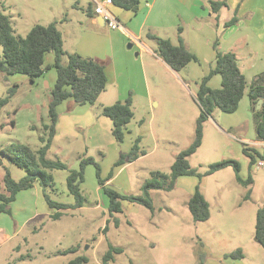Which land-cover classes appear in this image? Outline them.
Segmentation results:
<instances>
[{"label": "rangeland", "instance_id": "374dc122", "mask_svg": "<svg viewBox=\"0 0 264 264\" xmlns=\"http://www.w3.org/2000/svg\"><path fill=\"white\" fill-rule=\"evenodd\" d=\"M78 1L23 0L18 8L0 6L11 16L16 36L24 37L37 23L56 21L67 52H78L110 66L107 87L95 104L66 100L58 107L57 133L47 157L63 161L68 169L52 170L53 185L44 189L36 180L11 202L10 212L0 211V264H66L78 255L88 258L86 264H104L103 257L111 245L122 247L123 252L114 253L107 264H264V247L255 239L257 210L264 207V159L255 153L256 163L250 165V157L243 151L244 145L255 148L256 138L247 95L236 112L216 109L205 122L202 144L189 158L203 176H180L172 190L152 189L153 210L122 199L123 212L111 215L110 199L99 183L94 164L85 168L81 185L84 205L75 207L76 197L68 189L67 178L71 169L80 168L84 157L94 158L103 179L112 173L106 185L121 194L142 195V186L153 171L170 173L179 152L194 140L201 112L196 93L215 59L207 45V52H203L207 58L201 64L193 61L174 71L138 44L145 41L156 48L155 41L148 38V28L141 32L142 39L136 40L108 25H91L86 13L90 0ZM135 25L137 29L139 23L135 21ZM218 30L221 35L223 28ZM170 35L178 44L174 32ZM2 54L0 45V57ZM54 59L50 52L45 62L51 64ZM56 79L55 69L35 83L25 74L6 76L0 72V98L11 88L16 90L0 111V192H6V169L17 181L27 175L1 149L12 144L40 149L42 137L47 135L44 123L49 122L50 89ZM221 83V76L215 75L210 86L220 88ZM129 97L134 117L120 142L113 136V123L103 114V106ZM138 137L140 150L146 154L117 166ZM258 151L264 153L262 147ZM223 159L238 160L241 176H251L253 182L246 186L237 181L233 166L205 174L212 163ZM198 186L210 204L206 221H195L188 207ZM45 192L68 206L57 219L51 215L58 210L49 206ZM72 248L76 251L64 253ZM239 248L243 258L227 256Z\"/></svg>", "mask_w": 264, "mask_h": 264}, {"label": "trees", "instance_id": "16d2710c", "mask_svg": "<svg viewBox=\"0 0 264 264\" xmlns=\"http://www.w3.org/2000/svg\"><path fill=\"white\" fill-rule=\"evenodd\" d=\"M118 6L126 9H136L140 0H113ZM212 8L217 12L221 7L226 6L227 2L211 1ZM93 5L90 3L86 13L94 17ZM237 17H233L225 23V26L235 24ZM178 44H175L170 38L161 37L153 33H148V38L156 43L155 53L174 71H181L191 62H198L199 58L185 44L181 36L182 27L178 28ZM0 45L3 47V54L0 57V72L6 76L14 74H25L32 82L42 77L47 71L54 68L57 72V79L53 88L50 89L49 100V122L44 123V129L47 132L42 137L43 145L39 150L34 151L25 144H12L10 147H3L1 153L5 155L12 163L24 168L27 175L17 181L8 169L4 176L6 192H0V211L10 212L11 202L16 200L19 192L34 186L38 180L46 189L53 185L54 177L51 173L55 169H68L66 163L57 159L47 157L48 150L52 146L57 133V123L59 119L58 106L68 99L75 103L95 104L101 93L107 87L106 63L93 57H85L78 52L69 53L64 48L63 34L57 26V22L48 25L35 24L24 37L16 36L12 25L11 16L0 10ZM218 40L215 41L216 48L215 66L199 82L196 100L201 108V112L196 121L195 137L192 143L183 149L175 158L171 165L170 173L160 170L153 171L152 177L145 181L142 186V195L121 194L115 189L106 185L111 179L112 173L107 179L101 177L100 165L92 157L81 159L79 169H71L67 178L68 189L76 197L75 207H82L85 198L82 194L81 185L85 179V168L88 164H94L97 169V176L100 185L109 196V213L123 212L122 199L140 203L149 209H154L153 198L150 191L152 189L172 190L175 188L177 179L184 175H203L193 168L189 158L194 154L202 144L204 135V125L216 109L226 113H234L238 110L241 100L246 94L249 86V97L252 104L255 117V128L258 139L264 140V72L258 74L250 84L239 66L238 58L234 52H223L217 48ZM53 52L55 55L52 64H46V55ZM67 56V62L64 63V57ZM214 75H220L222 83L220 88H212L210 80ZM16 90L11 88L9 94L0 98V111L8 104L10 98ZM262 99V105L257 109L259 100ZM103 114L112 120V133L117 141H123L128 124L134 117L132 109V98L126 101L118 100L112 105L103 106ZM140 137H138L132 149L121 156L116 165L121 166L127 162H133L141 155L146 154L140 150ZM245 155L250 157V165L256 163V156L264 159V153H260L254 148L244 145ZM0 163H2L0 158ZM228 166H233L236 172V179L240 183L248 186L253 182L251 176L244 179L241 172V164L236 159H223L212 163L205 174L215 173ZM251 194L249 189L248 196ZM45 197L51 208L58 211L51 216L54 219L62 215L67 204L54 201L45 192ZM189 210L195 221H206L210 218V204L203 192L198 186L188 202ZM108 226L105 227V230ZM255 239L264 247V207H260L256 214ZM76 251V248L66 250L64 253ZM123 252L122 247L111 245L103 257L104 264H107L114 256V253ZM233 258H243L245 255L242 249L227 254ZM88 258L84 255H78L66 264H86Z\"/></svg>", "mask_w": 264, "mask_h": 264}, {"label": "crops", "instance_id": "0c3cea01", "mask_svg": "<svg viewBox=\"0 0 264 264\" xmlns=\"http://www.w3.org/2000/svg\"><path fill=\"white\" fill-rule=\"evenodd\" d=\"M75 1L79 3L78 0ZM211 1L212 0H140L136 9H126L114 3L110 6V10L121 22L123 26L122 31L127 35L130 34V36L134 37L136 40H138V38L142 39L141 32L146 28L150 30V33L161 37L165 34V37L171 40L172 37L170 34L174 32V36L178 40L179 33L177 29L182 27L181 36L186 46L197 55L199 58L198 63L200 64L202 60L207 58L203 56V52H207V45L211 46L215 58L216 48L213 47L212 44L218 40L217 48L220 51H231L236 54L239 66L244 72L248 84H250L258 74L264 72V0H225L227 5L221 7L217 12L213 10ZM22 2L23 0H0V6L5 8H18L21 6ZM90 3L94 7L93 0H90L89 4ZM93 14L94 17L88 16L90 24L100 23L98 19L101 18V16L96 15L94 10ZM206 16L211 20H206ZM233 17H237L238 21L226 27L225 23L230 21ZM212 19H215V21ZM103 21L104 20H102V22ZM135 21L139 23L137 29L133 27L136 26ZM130 24L132 25L130 26ZM220 28H223L221 35L218 34V29ZM193 29H195L194 32L192 31ZM138 44L149 49L154 56L162 60L155 53L154 47H149L145 41H141ZM109 68L110 66L107 64V78H109ZM249 76H251L252 79H248ZM44 77L45 75L39 78L44 79ZM36 80L33 83H35ZM246 95L249 97V86L246 89L245 96ZM250 105L252 109L251 101ZM253 143L254 145H252V147H255L254 149L258 150L260 147L264 149V140L258 139L257 134Z\"/></svg>", "mask_w": 264, "mask_h": 264}, {"label": "built area", "instance_id": "2783aa9c", "mask_svg": "<svg viewBox=\"0 0 264 264\" xmlns=\"http://www.w3.org/2000/svg\"><path fill=\"white\" fill-rule=\"evenodd\" d=\"M93 4L95 14L101 16L106 25L114 30H123L121 22L110 10V6L114 4L113 0H93Z\"/></svg>", "mask_w": 264, "mask_h": 264}, {"label": "water", "instance_id": "95a60500", "mask_svg": "<svg viewBox=\"0 0 264 264\" xmlns=\"http://www.w3.org/2000/svg\"><path fill=\"white\" fill-rule=\"evenodd\" d=\"M101 19L103 20V18H102V17L98 19V20H99V22H100L101 24H105V22H104V21L102 22V20H101ZM129 46H130V47H132V44H129ZM262 102H263V100H262V99H260V100H259V102H258V105H257V109H259V108L261 107V105H262Z\"/></svg>", "mask_w": 264, "mask_h": 264}]
</instances>
